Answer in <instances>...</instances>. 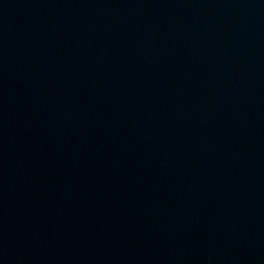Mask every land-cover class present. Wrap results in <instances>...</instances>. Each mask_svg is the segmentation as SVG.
Wrapping results in <instances>:
<instances>
[{
  "label": "water",
  "instance_id": "1",
  "mask_svg": "<svg viewBox=\"0 0 264 264\" xmlns=\"http://www.w3.org/2000/svg\"><path fill=\"white\" fill-rule=\"evenodd\" d=\"M0 264H264V0H0Z\"/></svg>",
  "mask_w": 264,
  "mask_h": 264
}]
</instances>
